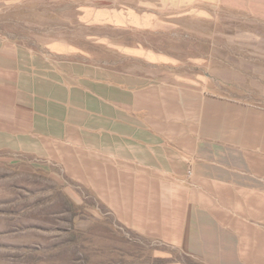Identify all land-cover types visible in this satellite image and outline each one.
<instances>
[{
    "label": "crops",
    "instance_id": "obj_1",
    "mask_svg": "<svg viewBox=\"0 0 264 264\" xmlns=\"http://www.w3.org/2000/svg\"><path fill=\"white\" fill-rule=\"evenodd\" d=\"M80 1L97 15L79 20L78 39L34 47L0 34V152L55 157L127 226L172 246L194 227V187L264 196L255 131L249 143L227 127L242 120L233 108H259L171 65L193 18L225 0Z\"/></svg>",
    "mask_w": 264,
    "mask_h": 264
},
{
    "label": "rangeland",
    "instance_id": "obj_2",
    "mask_svg": "<svg viewBox=\"0 0 264 264\" xmlns=\"http://www.w3.org/2000/svg\"><path fill=\"white\" fill-rule=\"evenodd\" d=\"M81 5L0 0V34L34 47L78 39L79 20L97 15L78 10ZM192 24L191 42L174 43L186 54H172L171 65L201 78L210 91L264 109V0H225ZM259 109L233 108L242 120L227 124L249 143L254 130V151L264 150ZM253 114L255 123L244 134L245 117ZM72 176L55 157L0 152V264H264V202H232V193L264 199L257 192L250 196V188L194 187V227L184 245L172 246L127 226Z\"/></svg>",
    "mask_w": 264,
    "mask_h": 264
}]
</instances>
